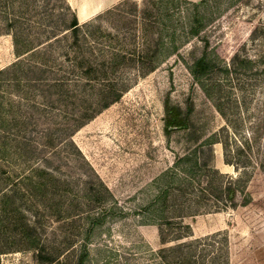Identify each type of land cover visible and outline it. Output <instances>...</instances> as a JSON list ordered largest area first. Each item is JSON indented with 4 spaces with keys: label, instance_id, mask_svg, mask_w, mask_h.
Listing matches in <instances>:
<instances>
[{
    "label": "rangeland",
    "instance_id": "374dc122",
    "mask_svg": "<svg viewBox=\"0 0 264 264\" xmlns=\"http://www.w3.org/2000/svg\"><path fill=\"white\" fill-rule=\"evenodd\" d=\"M173 1L0 0V264H167L191 242L194 264H264V0ZM187 99L192 134L167 136ZM197 137L218 143L190 177ZM238 179L234 208L215 191Z\"/></svg>",
    "mask_w": 264,
    "mask_h": 264
},
{
    "label": "trees",
    "instance_id": "16d2710c",
    "mask_svg": "<svg viewBox=\"0 0 264 264\" xmlns=\"http://www.w3.org/2000/svg\"><path fill=\"white\" fill-rule=\"evenodd\" d=\"M183 2H187L184 0H180ZM172 3H170L171 8H173L176 4L175 1L171 0ZM203 3V2H202ZM173 4V7H172ZM199 5H194L193 6V12L191 15V20H190V28H189V34L195 38H199L201 33L206 29L207 23L206 19L204 16L200 14L199 11ZM167 12L168 17L171 20V16H169ZM70 32H72V37H78L79 35V23L76 18L73 19L69 26ZM177 49V46H175L174 43H172L171 50L175 51ZM190 61L185 60V62L188 65L189 70L191 71L194 79L196 81H199L201 83V87L206 89V85L201 82V79L205 77L209 71L213 70L216 67L215 62L209 58L208 53H201L199 56L195 57L194 55L190 54ZM16 66V65H15ZM225 72H228L227 70ZM229 73V72H228ZM7 75L9 76H15L17 73L14 72V67L4 70L0 72V77ZM13 80H16L12 78ZM108 106V105H107ZM106 106V107H107ZM194 104L187 99L185 108H182L179 105L173 106L169 103V101L165 102L164 104V111L166 113V116L164 118V131L167 136H171L175 132H185L186 135L190 136L192 134V122H191V115L194 111ZM196 142L195 145L200 143L201 138L197 137L195 138ZM218 142L213 141L212 139H209L208 141L202 142L196 146V148L193 150L191 154H188V156H185L184 159H182V164L186 165V167H183L186 171H189L190 177H192V171L196 169L197 167L200 168H207L209 167V164L211 163L213 159V154L211 153L212 151L210 148H212V145L216 144ZM194 145V146H195ZM189 167V168H187ZM234 181L233 183H230L229 186L224 188V190L215 191V195L218 199H226L228 200L231 204L232 207L236 208L237 203L235 201L236 199V194L238 192L237 184L239 183L238 180H232ZM167 187H171V183H168ZM168 189V188H167ZM165 190L167 193L168 190ZM224 196V198H223ZM162 195L157 197V201H161ZM249 203V200H246L244 205H247ZM157 204V203H153ZM163 204V203H162ZM104 213V212H103ZM105 214V213H104ZM105 215H101L97 219H94L92 221L93 226H97L99 224H102L105 220L104 217ZM163 219V216L161 215V218ZM183 237L176 238L175 240L180 241ZM164 241L166 240L165 238L163 239ZM194 242H191L189 244H178L174 247L171 248H165L167 250H163V253H168V257H166L165 261L167 264H181V258L186 261L188 264H194L192 262L195 258V250L194 248ZM183 255V257L181 256ZM88 253L86 249L83 250L78 264H85L87 260ZM184 263V264H186Z\"/></svg>",
    "mask_w": 264,
    "mask_h": 264
},
{
    "label": "crops",
    "instance_id": "0c3cea01",
    "mask_svg": "<svg viewBox=\"0 0 264 264\" xmlns=\"http://www.w3.org/2000/svg\"><path fill=\"white\" fill-rule=\"evenodd\" d=\"M114 1H119V0H114Z\"/></svg>",
    "mask_w": 264,
    "mask_h": 264
}]
</instances>
